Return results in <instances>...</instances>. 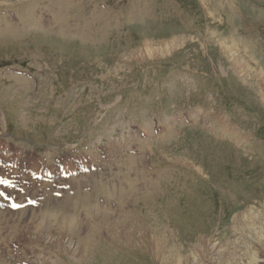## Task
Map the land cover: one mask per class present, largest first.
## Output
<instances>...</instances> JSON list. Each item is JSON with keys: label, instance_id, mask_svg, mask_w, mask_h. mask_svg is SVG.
<instances>
[{"label": "rangeland", "instance_id": "obj_1", "mask_svg": "<svg viewBox=\"0 0 264 264\" xmlns=\"http://www.w3.org/2000/svg\"><path fill=\"white\" fill-rule=\"evenodd\" d=\"M95 3L120 23L0 45L1 173L96 169L78 205L0 201V264H264V0Z\"/></svg>", "mask_w": 264, "mask_h": 264}, {"label": "bare ground", "instance_id": "obj_2", "mask_svg": "<svg viewBox=\"0 0 264 264\" xmlns=\"http://www.w3.org/2000/svg\"><path fill=\"white\" fill-rule=\"evenodd\" d=\"M95 2H96V0H0V45L6 44V41H8V40L12 41L15 38H20L21 36H23L29 32H36V31L37 32H43V30H48L51 32H55L56 34H65V33H67V31L72 30L73 28L78 29L79 27L86 26L87 18L89 16V14H96L97 15L96 19H94L92 21L97 22L98 24H102V22H110V23H114V24L120 23L119 16L118 15L114 16V14H113L114 12L109 11L108 10L109 8L108 9L106 8L108 13L105 10H101V9H100V11L97 12V10H96L97 4ZM42 4H44V5H42ZM116 8H117V6H116ZM102 25L104 26V24H102ZM90 26L91 25L87 26V28H89ZM76 32L77 33H75V34L78 37H80L81 39H87L91 35L90 33H86V34H84L83 32L80 33L81 30H78ZM232 52H231V54H232ZM11 70H13L15 72L16 71L22 72L23 75L26 74V71L23 68L11 67ZM261 74H262V72H260V69H259V73H257V75L260 77ZM8 79H11L14 83L17 82L20 85V88L23 90V92L28 89V87L26 86L25 78L22 75L18 74L16 77L10 76ZM257 90H259L260 94H262V97H263L264 91L262 90V88L257 89ZM3 124H5L4 123V117L0 113V137H2L1 133H3L5 130ZM124 180L127 182L126 177H124ZM100 183H101V181H100ZM127 184H128V182H127ZM125 185H126V183L124 184V187H125ZM130 185L128 187L131 190L133 188L130 187ZM101 190H103V189H101ZM106 190H103V192ZM110 190L113 191V187ZM134 190H135V188H134ZM97 191H98V193L100 192L99 190H97ZM103 192L100 194H103ZM86 198L84 197L82 200L79 201V203L86 201ZM82 205H86V203L84 202ZM86 211L87 212H85V213L87 214V216L89 214H91V213H89L90 212L89 209ZM16 213H12V214L17 215ZM46 215H47V212H46ZM92 216H96V217L98 216L99 217L100 216L99 211L97 212V210H95L93 212ZM17 217H19V216H17ZM67 217L69 219L73 218L72 215H68ZM2 221H3V219H2ZM19 221L21 222V220H19ZM39 221H40V219H39ZM236 222L238 223V225H242V220H240V218H237ZM67 224L68 225H66V227H64L61 230V233H64V234L67 233L68 235H71L74 231V229H73L74 226L71 225L72 222H67ZM59 228H61V226L58 227V229ZM65 228H68V232L65 230ZM50 229H53V227H50L47 230L50 231ZM249 234L251 237L252 234L250 233V231H249ZM154 235H156V234H154ZM91 236L89 238H92ZM159 237L161 239H158L159 241L157 242V244H159V243L164 244L167 242L166 240L169 239V237L164 236V235L159 236ZM59 238H61V237H59ZM201 239L202 238H200L198 240H201ZM34 241L38 242V243H44V245H46L47 247H48L47 243L49 242V245H50L49 248L52 247L53 249H59L58 251H64V252L66 251L65 246H64L65 240L63 238H61L63 246H61L58 241L54 240V238L47 239V238H45V236H38V239L36 238V239H34ZM201 242H204V241H201ZM252 242L253 243L255 242L254 237H252ZM156 255H157L156 261L158 263V260L160 259V254L157 253Z\"/></svg>", "mask_w": 264, "mask_h": 264}]
</instances>
